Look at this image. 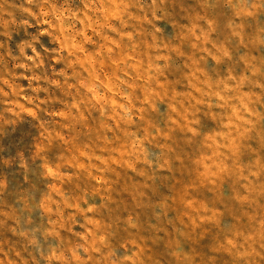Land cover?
Instances as JSON below:
<instances>
[{
	"label": "rangeland",
	"instance_id": "1",
	"mask_svg": "<svg viewBox=\"0 0 264 264\" xmlns=\"http://www.w3.org/2000/svg\"><path fill=\"white\" fill-rule=\"evenodd\" d=\"M0 264H264V0H0Z\"/></svg>",
	"mask_w": 264,
	"mask_h": 264
}]
</instances>
